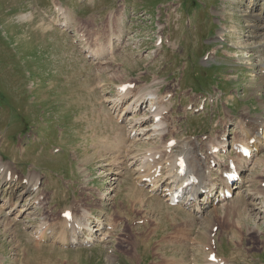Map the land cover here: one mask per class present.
<instances>
[{
	"label": "rangeland",
	"instance_id": "1",
	"mask_svg": "<svg viewBox=\"0 0 264 264\" xmlns=\"http://www.w3.org/2000/svg\"><path fill=\"white\" fill-rule=\"evenodd\" d=\"M260 10L264 16V4H255V0H0V179L2 166L11 165L22 178L35 173L37 190L32 198L46 187L43 184L51 177L59 184L54 205L64 208L62 211L78 201V191L85 187L87 193H95L91 194L97 199L94 207L108 205V223L114 230L109 243L103 241L109 231L106 225L95 232L93 240L82 236L79 240L64 242L58 238L60 230L57 228L62 227L58 223L60 218L50 222L49 233L38 240L27 236L32 233V227L18 226L2 216L0 255L5 258L0 264H158L160 259L162 264H171L166 251L175 252V249L162 250L167 247L160 245L159 238L174 240L172 234L184 237L177 243L179 264H206L209 252L203 250L201 254V244L198 252L188 247L189 242L200 241V225H204V232L212 228L216 241L212 250L216 260L213 264H245L247 260L251 264H264V217L256 213L261 204L255 203L257 209L246 217L249 200L230 203L237 195L235 192L228 201L230 206H226V202L209 204L203 214L190 216L164 201L162 205L150 199L161 200L150 194L148 187H142L144 182L140 186L142 177L138 173L144 170L142 166L147 164L148 157L142 155L137 163L131 159L143 152L139 150L141 147L158 153L162 149L156 148L155 140L139 136L140 140L133 143L135 146L127 143L128 149L136 150V155L131 159L119 158L114 148H123L124 140L116 141L114 148L111 144L102 148L105 145L100 141L107 140L109 133L107 125L102 119L99 122L95 114L101 109L107 110L111 118L119 114L122 108L113 113L109 108L110 99L116 95L117 84L129 81L138 94H148L135 111L128 106L133 99L126 100V109L117 124L130 131L129 121L134 116L142 121L143 114L149 111L151 93H156L161 85V93H164L170 81L181 84L184 94L199 105L185 110L181 121L175 124L180 132L174 137H205V143L211 147L212 138L220 136L225 129L227 143L213 155L221 167L211 166L216 170L212 177L218 179L219 171L229 158L231 142L236 139L234 133L242 134V127L250 129L259 139V152L248 161L237 159L236 163L245 165L244 178H249L250 174L263 175L264 51L260 50V45H264V32L255 29L253 23L254 14H259ZM261 25L264 24L258 26ZM84 29L89 39L84 37ZM120 34L121 42L112 46L113 38ZM91 45L98 52L95 59ZM170 103L169 97L161 108L168 111ZM196 116L188 134L184 131L185 123ZM168 117L165 120L170 119ZM251 122L254 124L250 125ZM218 124L223 126L219 133L215 129ZM154 128L153 120L148 119L140 129L152 135L150 129ZM138 133L135 131L131 139ZM28 147L24 155L12 150L24 151ZM230 156L235 160L234 154ZM157 161L158 158L153 157V162ZM154 168L153 164L151 171ZM124 175L129 176L128 184ZM10 183L0 180V205L7 203L4 195L12 199L10 206L7 204L5 210L2 209V215L10 211L8 218L12 220L17 214L20 221L32 211L17 213L18 206L21 208L28 201L23 195L29 187L25 186V181L19 185ZM133 183H139L140 190L130 187ZM98 191L106 196L102 194L101 198ZM113 197L114 200H110ZM124 204L131 213L135 232L143 221L146 223L140 230L149 237L145 257L141 256L137 240L132 242L133 233L125 228L124 218L115 216V205L122 208ZM120 208L117 207L119 213ZM231 208H236V218L233 213L227 219L225 214ZM206 216L212 219L211 223L204 220ZM32 218L39 219L38 216ZM103 220L104 217L100 222ZM229 222L237 225L236 229L232 228L236 233L231 235ZM190 224H193L192 229ZM253 224L260 231L261 243L248 235ZM25 242L30 245L24 247V256L18 246ZM241 244L244 252L249 248L248 253L245 252L249 256L247 260L231 251Z\"/></svg>",
	"mask_w": 264,
	"mask_h": 264
},
{
	"label": "bare ground",
	"instance_id": "2",
	"mask_svg": "<svg viewBox=\"0 0 264 264\" xmlns=\"http://www.w3.org/2000/svg\"><path fill=\"white\" fill-rule=\"evenodd\" d=\"M262 1L264 4V0H256L255 3L257 4V3L262 2ZM254 15L256 16L255 18L253 16V18H254L253 23H255V25H256L255 29H259L262 32H264V25H261V27L258 26L259 24H264L263 23L264 22V16L261 15V10H260L259 14H254ZM64 26H65V24H64ZM83 32L85 33L84 37L88 38L85 29L83 30ZM254 36H255V38H257L256 35H254ZM81 37H82V35H81ZM120 37H121V34L119 36H116L113 38L114 41H113L112 46H114L115 42H116V44L118 42H121ZM83 40L87 41L84 38H80V41H83ZM91 47H92V50L91 49H89V50L92 51L91 54L93 55V58L95 59V58H97L96 55L98 52H95V49H94L95 46L91 45ZM260 50L264 51V45L263 44L260 45ZM260 53H261V51H260ZM99 72H101V70ZM262 77H264V75H262ZM171 83H172V81H170V84L167 86V90L164 93H161V90H162V85H161V88H158L156 93H151L149 95V97H150L149 98V103H150L149 104V108H150L149 111L146 114H143L142 121H140V118L138 119V116H134L133 120L129 121V123H128L129 127L128 128L130 129V131H128L127 129H125V128H123L117 124L118 120L120 121L119 118H121L122 112L124 111V109H126V107H123L122 111L112 118L109 117L107 110L104 111L103 109H101L100 112L96 111V113H95L96 116H99L98 121L100 122V120L102 119L103 123H105L107 125V132L109 133V137L107 140L102 139L100 141V142L104 143V145H105L102 148H104L110 144L114 148V145H116V141L119 142V139L124 140L125 146H123V148H121L120 146H117L116 148H114V152L118 153L119 158H121V157L126 158L127 157V159H131V157L136 155V152H135L136 150H131V148L128 149L127 143L130 144L129 146H133L134 145L133 143L139 141L140 139H142V137H145V139H147V140L148 139L149 140H155L156 143H158L156 148L162 149L160 151V153L152 152L151 148L147 149V147H143V148L141 147L139 150H141L143 152L140 155H138V157H133V159H131V160H132V162L137 163L139 161V158L142 155H144V157H148V159L146 160L147 164L145 163L142 166V168L145 167L144 170H142L138 173L142 177L141 178L142 180H139V182H145V179H147V178L150 179V183H151L150 186L151 187L149 189V193L151 194V192H155L156 190H157V192L160 191L161 194H160L159 198H161V200H159L157 198H152V197H150V199L158 200L161 204L163 201L168 203L169 195L172 193H178L179 188L185 186L189 181L191 182L190 193L185 195L186 199L189 198L190 196H194L196 193H205V194H209V196H212L213 193L215 192V186H217V183L222 182L221 177H219L218 179L212 177V173L215 172L216 170L211 168V164L215 163V162L218 163L217 159L213 158L214 157L213 156L214 154H212V153H214L213 148H215V147L216 148H219V147L224 148L225 144L227 143V140H228L225 129L220 134V136H215L212 138L211 147H209L208 144L205 143V139H206L205 137H201L199 139V138H195V137L190 136L189 138L176 139L174 137V134H179L180 130H179V127L175 126V124H178L181 121V118H183L186 109L191 108V107L197 108L199 103L197 101L193 100L189 95L184 94L182 87H181L182 86L181 84L178 85V84H171ZM103 85H100V86H103ZM115 89H116L115 90L116 95H114L113 98L110 99L111 104L109 107L110 110L113 111V113L117 112V111L119 112V109H121V107L123 105H126V99L127 98L133 99V100H131L130 105H128L129 109H131L132 111L137 110L138 108H140L142 106V103L145 100L144 96L148 95V94H138V92H136L135 90L132 89V83H130L129 81L123 82V83L120 82L119 84L116 85ZM169 97L171 98L170 109L168 111H164L163 110L164 108L162 109L161 107L165 104V99H168ZM231 105H230V108H231ZM242 115L245 116V114H242ZM167 116H170V117H168V118H170V119H168L169 122H168V120H165L167 118ZM197 118H198V116H196L192 119H187V122L185 123V130L184 131H186L188 134H190L191 125L193 124L192 120L197 119ZM148 119H152L153 124L155 126V128L153 130L150 129V131L152 132V135L151 134L147 135L145 130L140 129L141 125L144 123V121L148 120ZM248 119H251V118H248ZM241 122L242 121H240V123ZM252 124H254V122L250 123V125H252ZM215 129H216V132L219 133V131H221L223 129V126L221 124H218L215 127ZM241 130H242V134L240 133V131H236L234 133L236 139H234L231 142V144H233L235 142L236 143L241 142L242 144H240V145L249 147V141L251 139L256 138L254 146L257 147V145H260L259 144L260 142L258 141L259 139L256 136L255 137L253 136V131H251L250 129L245 130V127H242ZM135 131H136V133H138V132L139 133L136 134L135 138L132 141H130L129 140L130 136ZM139 136H140V139H138ZM126 137L128 138V141L126 140ZM168 137H169V139H167ZM163 142H165V143H163ZM169 142H171V144H169ZM28 149H30V147H28L27 150H24V151H20L17 148H13L12 150L15 151L16 153L20 154V155H24V154H26ZM15 152H13V153H15ZM120 154H123V155L120 156ZM153 157L158 158V161L156 163L153 162ZM162 160H164V162H162ZM153 164H154L155 168L153 171H151ZM0 166H1V162H0ZM12 168L13 167L11 165L6 167V168H4V166H2L3 174H2L1 179H3L4 182H7V181L8 182H14L18 185L24 181L26 182L25 186H27L29 188L27 190H25L24 194H26V195H23V196L27 197L26 200H28V201H26L25 204H22L21 208H19L20 206H18L17 213H20V215H21L22 213H25L27 210L29 211V209H32V211L27 213V215L24 216L23 218H21L22 220H20V221H17V216H18L17 214L15 216H13L12 220L10 218H8L10 211H8L5 216L2 215V209L5 210V206L7 204H9V206H10V204L12 202L11 201L12 199H9L8 197H6V195H4L3 199L7 203L0 205L1 206L0 207V217H2V216L5 217V219H4L5 221H9L10 223H15L18 226H22L23 224H25L24 228L32 227V233L27 234V236H29L30 239L32 238V239H38L39 240V239L45 238V234L49 233L48 229H50V227H48L47 225L50 222H52L55 219L62 218L58 222V223L62 224V227H59L57 229L60 230L59 231L60 236L58 238L60 239V241H64V242H69L71 240H79L82 236H85V238L89 237V239L93 240L92 237L95 234V232H97L99 230L101 231L104 228V226L106 225L109 231L107 232V234L104 235L103 241H106L107 243L111 242V240H109V239L112 238V234H113L114 230H113L111 224L108 223V221H109L108 216H110L107 213V210H109V208H107L108 205L103 207L102 204H100V207L99 206L94 207V203L97 199L91 196V194H95L93 191H90L89 193H87V190L85 189V187H82L78 191L79 192L78 198H77L78 201L72 205L70 204L69 206L65 207V210L62 211L64 208L59 209L57 206L54 205L55 204V191L59 185L58 183H56L50 177L49 179L46 180V183L44 182V184H43L44 186L46 185V187H44V189H42V191H37V193L31 198L32 194L34 192H36V190H37L36 183H37L38 178L35 176V173H30L28 177L22 178L18 173L13 171ZM120 169H122V167ZM235 169H236L235 174H238V172H239L240 181L238 184L240 185V187H242V191L240 192L238 190L236 193L238 196L241 194V197L240 196L236 197L237 196L236 195L235 198H233L230 203L233 202V204H235L234 201H238L240 199H244L245 203H246L247 200H249L248 203L246 204V206H248V208L246 209V211H247L246 217L249 216V214H252L253 210L257 209V208H254V206L256 204H259V205L261 204L260 207L258 206L259 207L258 209L260 211H258L256 213L263 214V217H264V180L261 179V178H264V172H263V175L262 174H260V175L250 174L249 178H243V174L246 173L245 165L237 163ZM222 171L224 173L229 172L227 167ZM125 173H127V172H125ZM143 173H145V174H143ZM125 178H126V184H128L129 183V176L124 175L123 179H125ZM53 181H54V183L52 184L51 182H53ZM8 182H7V184H8ZM137 184L139 185V183H133L132 185L130 184V187L135 186L137 188ZM82 189L86 190L85 194H83ZM137 189H139V188H137ZM142 192L144 194V191H142ZM6 193L8 194V192H6ZM98 193H99V195H101V198H102V194L105 195L104 193L99 192V191H98ZM242 193H244L243 196H242ZM49 195H51V197H49ZM28 198H31V199H28ZM91 198L93 199V201L90 200ZM45 199L47 200V202H45ZM86 199H88V200L86 201ZM110 200H114V197L111 198ZM228 201L229 200L223 201V202H226V206H230V203ZM102 203H104V202H102ZM238 205H241V204H238ZM115 206H116L115 216L124 218L125 224H126L125 228L128 229L129 232L133 233L132 237H131L132 242L133 241L136 242V240H137V244L142 249L141 250L142 251L141 256L145 257L147 255L149 237L145 234L144 231L141 232L140 230H141V228L146 227V223L143 221L140 224V226H141L140 229L135 232L132 228L133 223H132V218L130 216L131 213L127 212L128 208L126 207V204H124V206H122V208H120L119 205L118 206L115 205ZM117 207L120 208V213H119ZM66 208H68V210H66ZM252 208H254V209H252ZM11 209L13 211H16L15 207H13V206H11ZM233 209L231 208L230 211H228V212L226 211L227 213L225 214V217L227 219L233 213H234V216L236 218V215H237L236 212L237 211H236V208H233ZM122 210H124V211H122ZM65 212H68L70 214V218H66L64 216ZM123 215H125V216H123ZM34 216H38L39 219L36 220L35 218H32ZM190 216H192V215H190ZM193 216H196V215H193ZM103 217H104L103 222H100V219H103ZM251 218L252 217H250L249 219H251ZM204 220L205 221L211 220V222H212V219L210 217H207V216L204 218ZM104 221L106 224L104 223ZM216 222L217 221H215V223ZM15 224H13V225H15ZM197 224H199V223H197ZM255 225H256V223H255ZM255 225L253 224L254 227L250 228V232L248 235H251L252 237L258 239V235L260 234V231L258 230V228L255 227ZM161 226H162V224H161ZM161 226H160V229H161ZM173 226H175V225H173ZM176 226H180V225H176ZM200 226L202 227V233H200L201 234L200 241L198 243L191 241L188 243V245H191V246H188V247L193 248V249L196 248L195 251L198 252L200 244H201V247H202V250L200 252L201 254L203 253V250H204V252L211 250V252L207 253L205 261H206V264H213L209 261V257L211 255H213L212 250L216 246V241L213 238V235L211 233L212 228L211 229L209 228L210 231L208 229V231L204 232L203 231L204 225H200ZM189 227H190V229H192L193 224H192V226L190 224ZM229 227H230V235L232 232H233V234L236 233L232 229L233 227L236 229L237 225L235 223L231 224L229 222ZM76 230H78V231H76ZM54 234H57V231L54 232ZM116 234H119V233H116ZM221 234H222V232H221ZM172 235H174L175 242L173 239L167 238V237L164 238L163 236H161L159 238V241H160V245H165L167 247V248H165V247L162 248V250L166 251V250H168V248L175 249V252L173 250L166 251L167 254L171 257V258H168V261L171 264H179V258L176 257V255H177L176 252H177V247H178L177 243H180L181 241H183L184 237L182 238V236H178V234H172ZM122 237L128 238V236H126V235H123ZM216 240H217V238H216ZM122 242H124V240H122ZM261 242H262V240H259V243H261ZM233 244H235V243H233ZM19 245L20 246H18V248L22 249L23 255L25 256L26 250L24 249V247H27L30 244L27 245V243L26 244H20L19 243ZM236 245H238V244H236ZM243 246L244 245H242V244H241V246H236V247L234 246L235 248L231 249V251H233L236 254V256L243 258L244 260H247V259H249V256L245 252H247L249 248H245V252H244V250L241 248ZM262 248H264V245L262 246ZM31 249L34 250L33 248H31ZM260 250H262V249H260ZM123 252H125V251L123 250ZM194 256H195L194 260H197V258H196L197 255H194ZM3 258H5V257L0 255V262ZM190 259H191V257H190ZM23 260H24V258H23ZM154 262H156V261H153L152 263H154ZM158 264H162L161 259L159 260ZM245 264H251V263L249 260H247L245 262Z\"/></svg>",
	"mask_w": 264,
	"mask_h": 264
}]
</instances>
